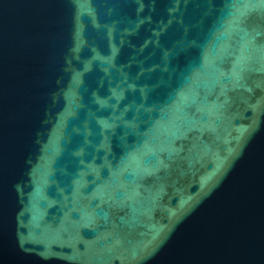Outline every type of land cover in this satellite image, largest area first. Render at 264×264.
<instances>
[{
    "label": "water",
    "instance_id": "water-1",
    "mask_svg": "<svg viewBox=\"0 0 264 264\" xmlns=\"http://www.w3.org/2000/svg\"><path fill=\"white\" fill-rule=\"evenodd\" d=\"M0 264H264V0H0Z\"/></svg>",
    "mask_w": 264,
    "mask_h": 264
}]
</instances>
